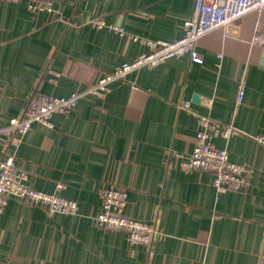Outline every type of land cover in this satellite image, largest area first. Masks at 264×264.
Returning a JSON list of instances; mask_svg holds the SVG:
<instances>
[{"label": "crops", "instance_id": "crops-1", "mask_svg": "<svg viewBox=\"0 0 264 264\" xmlns=\"http://www.w3.org/2000/svg\"><path fill=\"white\" fill-rule=\"evenodd\" d=\"M53 2L51 14L30 11L28 0H0V158L33 92L82 93L74 110L54 115L51 127L35 122L13 149L33 188L78 201L80 212L11 200L0 212V264H259L264 148L254 138L264 135V45L252 40H264V11L246 14L237 36L218 29L201 38L204 64L183 55L142 67L100 99L87 90L150 50L131 36L178 40L195 0ZM200 115L232 128L214 142L252 169L245 190L217 191L211 173L188 170ZM111 185L127 190L128 216L159 225L163 237L151 247L96 224Z\"/></svg>", "mask_w": 264, "mask_h": 264}, {"label": "built area", "instance_id": "built-area-1", "mask_svg": "<svg viewBox=\"0 0 264 264\" xmlns=\"http://www.w3.org/2000/svg\"><path fill=\"white\" fill-rule=\"evenodd\" d=\"M28 8L34 13H56L53 0H28ZM264 11V0H195L194 18L184 23V34L178 40L149 41L131 36L134 41L147 44L150 50L132 62L124 63L113 73L100 78L87 93L104 99L110 86L117 81H125L128 74L142 68H156L161 63L183 55L197 64H204V59L197 51L198 41L212 31L222 29L226 36H237L242 18L252 12ZM98 28H109L125 34L122 28L108 26L102 20L91 21ZM253 44L264 45V40L255 35ZM246 83L240 82L238 102H242ZM82 93H74L68 97L33 92L26 102L21 114L11 121L8 132L11 134L0 158V212H3L11 200L41 207L50 214L78 215L80 204L57 194L36 190L30 183L26 170L17 166L13 151L22 138L32 130L35 122L52 126L51 119L56 114H65L74 110ZM189 108V104H184ZM232 128H223L208 115H200V128L195 138V147L190 155L188 170L209 172L212 174V186L220 192H241L249 185L252 169L246 164H238L230 160L226 149L218 148L214 142L216 137L229 138ZM255 141L264 148V135L256 136ZM63 186H60L62 188ZM127 190L115 185L104 189L101 193V210L94 217L96 224L102 228L121 231L133 246L151 247L163 237L157 223L138 221L125 213ZM259 264H264V244Z\"/></svg>", "mask_w": 264, "mask_h": 264}, {"label": "water", "instance_id": "water-1", "mask_svg": "<svg viewBox=\"0 0 264 264\" xmlns=\"http://www.w3.org/2000/svg\"><path fill=\"white\" fill-rule=\"evenodd\" d=\"M195 101L199 102L200 101V97L199 96H195Z\"/></svg>", "mask_w": 264, "mask_h": 264}]
</instances>
